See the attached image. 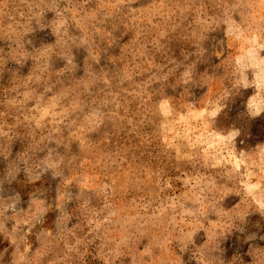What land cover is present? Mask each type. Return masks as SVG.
Wrapping results in <instances>:
<instances>
[{
  "label": "rangeland",
  "instance_id": "374dc122",
  "mask_svg": "<svg viewBox=\"0 0 264 264\" xmlns=\"http://www.w3.org/2000/svg\"><path fill=\"white\" fill-rule=\"evenodd\" d=\"M0 264H264V0H0Z\"/></svg>",
  "mask_w": 264,
  "mask_h": 264
}]
</instances>
